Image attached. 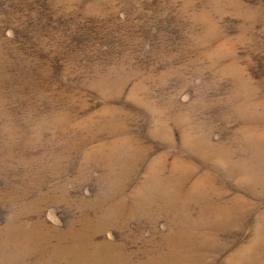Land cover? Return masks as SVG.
<instances>
[{
	"label": "rangeland",
	"instance_id": "obj_1",
	"mask_svg": "<svg viewBox=\"0 0 264 264\" xmlns=\"http://www.w3.org/2000/svg\"><path fill=\"white\" fill-rule=\"evenodd\" d=\"M0 264H264V0H0Z\"/></svg>",
	"mask_w": 264,
	"mask_h": 264
}]
</instances>
